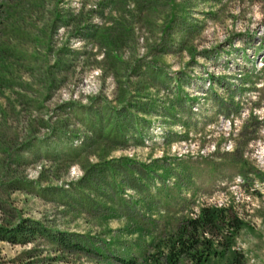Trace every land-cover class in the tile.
<instances>
[{
  "label": "rangeland",
  "instance_id": "rangeland-1",
  "mask_svg": "<svg viewBox=\"0 0 264 264\" xmlns=\"http://www.w3.org/2000/svg\"><path fill=\"white\" fill-rule=\"evenodd\" d=\"M203 207L264 264V0H0V264H168Z\"/></svg>",
  "mask_w": 264,
  "mask_h": 264
},
{
  "label": "trees",
  "instance_id": "trees-1",
  "mask_svg": "<svg viewBox=\"0 0 264 264\" xmlns=\"http://www.w3.org/2000/svg\"><path fill=\"white\" fill-rule=\"evenodd\" d=\"M126 110L133 113L131 107ZM245 226L229 208L203 207L199 215L182 222L164 242L161 256L168 264L182 260L191 264H245V256L236 249V237ZM37 232V229L18 226L5 233L0 230V236L13 234L26 238ZM120 261L134 264L132 259Z\"/></svg>",
  "mask_w": 264,
  "mask_h": 264
}]
</instances>
